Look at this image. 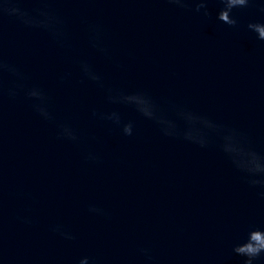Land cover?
I'll return each mask as SVG.
<instances>
[{
	"label": "water",
	"instance_id": "obj_1",
	"mask_svg": "<svg viewBox=\"0 0 264 264\" xmlns=\"http://www.w3.org/2000/svg\"><path fill=\"white\" fill-rule=\"evenodd\" d=\"M32 11L33 0H21ZM64 20L61 46L45 30L0 16V55L43 89L54 121L34 101L0 96V264H244L233 252L252 228L264 230V187H251L208 133L185 140L180 106L243 133L264 155V41L248 29L264 23V0L233 10L236 27L168 0H53ZM103 32L107 54L93 47ZM87 61L103 87L80 69ZM63 77V79H61ZM148 93L180 136H166L133 107L112 104L107 89ZM119 112L134 125L123 135L92 115ZM67 123L79 144L57 137ZM91 152L98 160H88ZM89 205L104 215L89 212ZM27 218L31 223L24 222ZM62 225L75 239L52 229ZM141 248L150 250L149 260ZM264 264V254L254 261Z\"/></svg>",
	"mask_w": 264,
	"mask_h": 264
},
{
	"label": "clouds",
	"instance_id": "obj_2",
	"mask_svg": "<svg viewBox=\"0 0 264 264\" xmlns=\"http://www.w3.org/2000/svg\"><path fill=\"white\" fill-rule=\"evenodd\" d=\"M36 7L29 11L20 6L21 0H0V16L8 15L15 17L20 23L29 28H39L47 31L53 39L61 46H65L67 42V32L64 27V20L51 7L53 0H33ZM169 3L175 4L182 9H190V4L194 3V11L208 17L209 0H168ZM223 7L217 13V19L222 23L230 26H237V19L233 16V10L239 8H247L255 0H219ZM264 11V8H261ZM248 29L257 34V39L264 41V23H249ZM90 40L93 47L107 54V49L103 46V32L98 25H89ZM80 69L83 74L91 81L96 82L103 87L101 77L92 69L87 61H80ZM5 73L15 77L11 87L7 89V95L15 98L23 93L25 98L34 101V110L47 121H54L55 117L49 110V98L43 89L33 86L28 87L24 81L26 77L13 64L6 62L0 55V96L5 92L3 77ZM63 79V77L61 78ZM107 100L112 104H123L133 107L141 116L148 120L154 121L160 126L161 131L166 136H180L181 133L177 129V125L171 119L164 115L163 111L158 107L152 97L143 91L134 93H125L120 89L108 88ZM177 114L182 117L191 127L183 133V138L194 143H198L201 147L208 145V133L212 132L219 138V148L231 161L234 168L243 173L247 183L251 187H264V155L256 152L251 146L248 139L243 133L234 128L217 124L206 116L190 112L180 106H173ZM92 115L102 120L111 121L113 124L121 128L123 135L132 136L134 125L131 121L123 122L119 112L112 111L110 113L96 112L93 110ZM57 137L72 141L79 144L81 136L77 130L67 123L57 124ZM88 160H98V157L91 152L86 155ZM264 196V192L261 193ZM89 212L104 215V210L89 205ZM24 222L31 223L30 220L24 218ZM59 233L65 239H75L70 233L66 232L62 225H56L52 229ZM141 253L149 260L152 259L150 250L141 248ZM233 252L239 256L245 257L244 264H254V261L264 254V230L260 228H252L247 235V239L243 243L236 244ZM79 264H89V258L80 259ZM94 264V262H93Z\"/></svg>",
	"mask_w": 264,
	"mask_h": 264
}]
</instances>
